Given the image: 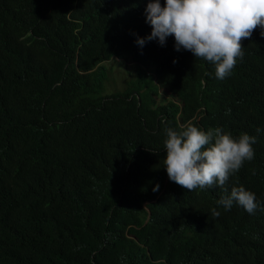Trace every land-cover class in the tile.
<instances>
[{
  "label": "trees",
  "instance_id": "trees-1",
  "mask_svg": "<svg viewBox=\"0 0 264 264\" xmlns=\"http://www.w3.org/2000/svg\"><path fill=\"white\" fill-rule=\"evenodd\" d=\"M149 2L0 0V264H264V29L218 79L146 40ZM111 58L136 75L103 94ZM188 123L257 137L227 192L169 179L165 128ZM240 186L255 213L218 204Z\"/></svg>",
  "mask_w": 264,
  "mask_h": 264
},
{
  "label": "clouds",
  "instance_id": "clouds-1",
  "mask_svg": "<svg viewBox=\"0 0 264 264\" xmlns=\"http://www.w3.org/2000/svg\"><path fill=\"white\" fill-rule=\"evenodd\" d=\"M145 13L152 29L146 40L158 39L164 45L167 37L174 36L177 51L183 48L214 64L218 79H224L243 57L241 41L250 39L257 27L264 29V0H165L164 6L160 0H150ZM137 42L143 46L145 39ZM165 132L164 168L171 181L188 191L216 186L227 192L224 186L230 175L254 158L256 136L242 134L235 139L219 128L205 132L192 123L179 132L171 128ZM234 202L249 214L258 207L255 194L243 186L232 187L218 200L225 210ZM211 215L216 219L221 213L213 209Z\"/></svg>",
  "mask_w": 264,
  "mask_h": 264
},
{
  "label": "rangeland",
  "instance_id": "rangeland-1",
  "mask_svg": "<svg viewBox=\"0 0 264 264\" xmlns=\"http://www.w3.org/2000/svg\"><path fill=\"white\" fill-rule=\"evenodd\" d=\"M103 64L107 66V78L102 92L103 94L119 91L124 88L127 81L135 78L136 68L133 62L111 58ZM160 96H165L164 99H166L171 94L162 90Z\"/></svg>",
  "mask_w": 264,
  "mask_h": 264
}]
</instances>
